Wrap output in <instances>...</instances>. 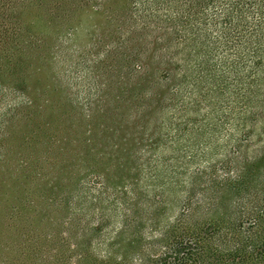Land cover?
Wrapping results in <instances>:
<instances>
[{"label":"trees","instance_id":"obj_1","mask_svg":"<svg viewBox=\"0 0 264 264\" xmlns=\"http://www.w3.org/2000/svg\"><path fill=\"white\" fill-rule=\"evenodd\" d=\"M0 264H264V0H0Z\"/></svg>","mask_w":264,"mask_h":264},{"label":"rangeland","instance_id":"obj_2","mask_svg":"<svg viewBox=\"0 0 264 264\" xmlns=\"http://www.w3.org/2000/svg\"><path fill=\"white\" fill-rule=\"evenodd\" d=\"M55 213L53 212V215H54ZM53 215H52V217H53ZM53 219V218H52ZM50 234V233H49Z\"/></svg>","mask_w":264,"mask_h":264}]
</instances>
